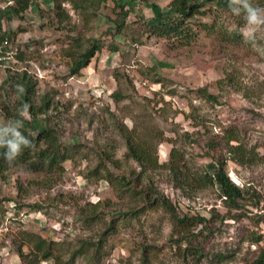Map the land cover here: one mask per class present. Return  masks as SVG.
Wrapping results in <instances>:
<instances>
[{
	"label": "rangeland",
	"instance_id": "1",
	"mask_svg": "<svg viewBox=\"0 0 264 264\" xmlns=\"http://www.w3.org/2000/svg\"><path fill=\"white\" fill-rule=\"evenodd\" d=\"M8 1L0 0V5ZM121 1L129 10L124 37L112 35L114 30L108 21L114 17L111 3L97 12L100 13L97 19L86 15L89 17L86 22L68 0H32L30 8L19 18L0 21L3 33L11 34L17 55L22 53L21 58L16 56L9 63H0V85L6 78V69L27 72L37 84L35 101L40 103L44 96L51 99L48 126L58 131L63 143L80 149L75 162H66L63 173L52 182L45 183L42 179L36 185L35 181L42 177L20 169H12L0 179V264H27L15 254L16 243L23 233L38 234L62 245L77 242L81 237L95 240L97 232L102 231L99 226L85 228L84 220L78 219L87 203H97L98 209L105 213L103 221L141 207L136 197L123 191L113 192L92 175L100 165L95 151L104 148L112 152L115 149V159L121 161L120 172L140 175L143 185L162 193L181 212L234 218L223 221L216 218L210 225L213 234L205 249H231L233 258L225 264H246L264 250V43L261 44L264 24L248 22L241 27L247 40L242 47L201 36L193 47L172 50L169 42L149 39L142 27L161 14L172 15L171 0ZM55 3L60 6L61 18L53 9ZM201 19L207 21L205 17ZM235 28V24L230 26L231 30ZM73 38L80 43L74 52L83 51L97 38L119 49L113 54L104 49L80 75L69 77L70 60L64 50L71 47ZM115 71L126 79L115 81ZM158 78L161 83H153ZM200 88H206L217 102L204 101L193 92ZM116 90L125 96L117 103L110 97ZM4 91L0 89V107ZM169 92L174 94L169 96ZM192 109L198 115V127L184 117ZM43 119L39 118L40 125ZM114 123L135 128L141 137H146L159 163L168 161L171 144L163 140L171 139L176 140L179 150L186 152L189 163L209 171L213 166L205 155L204 141L228 125L241 128L259 161L244 167L227 164L230 179L247 191L241 208H226L216 187L199 190L187 198L174 188L166 170L141 175L137 163L124 160L126 148ZM6 125L0 113V127ZM186 133L197 139L198 145L184 140ZM62 194L69 199L55 200ZM7 199L25 205L21 213L10 209L16 213L12 220L4 216L11 204ZM30 205L41 208L30 211ZM172 228L169 215L160 208L147 209L137 220L130 221L128 227L118 226L117 232L108 237L100 264H142L145 246L151 247L147 251L148 264H185L172 244L176 239L172 237ZM249 232L261 233L262 241L251 244L247 240ZM184 248L181 244V251ZM23 251L28 252L27 246ZM93 254L89 250L75 264H94Z\"/></svg>",
	"mask_w": 264,
	"mask_h": 264
},
{
	"label": "trees",
	"instance_id": "2",
	"mask_svg": "<svg viewBox=\"0 0 264 264\" xmlns=\"http://www.w3.org/2000/svg\"><path fill=\"white\" fill-rule=\"evenodd\" d=\"M68 1L86 22H89V17L86 15L97 19L100 14H97L99 10L104 9L108 3L113 4L114 17L108 18L112 24V30H114L112 35L124 37V30L128 28L126 19L129 10L121 0ZM31 2L32 0H10V4L0 14V21L2 18H19L30 8ZM250 4L264 11V0H250ZM170 7L173 10L172 15L161 14L158 19L146 21L142 27L149 39L156 38L169 42V47L172 50L193 47L201 36L212 38L232 47H242L247 42L240 31L241 27L248 23L247 13L241 4L231 5L230 0H171ZM53 9L56 11L57 17L61 18L60 6L55 3ZM196 17H200V19ZM201 17L207 18V21L202 20ZM67 18L68 15H65V20ZM234 24L237 28L231 30L230 26ZM3 35L10 38L11 34L3 33ZM262 43L264 40H261ZM70 44L71 47L64 50L66 59L70 60L67 73L69 77L80 75L82 70L88 67L92 60L97 59L99 53L104 49L112 54L118 52L119 49L111 42L105 44L100 38L92 39L88 46L80 52H74V48L80 46L77 39L73 38ZM21 55L22 53H19L17 56L21 58ZM5 71L7 72L6 78L0 85V89L5 90L0 113L7 125L4 128L0 127V179H4L5 174L12 169H20L24 173L41 176L39 181H35L36 185L42 179L45 183L52 182L56 175L63 173L66 162H70V164L75 162L80 149L78 146L63 143L58 131L48 126L47 113L52 102L46 96L41 98L40 103L35 101L36 81L25 71L11 72L9 69ZM152 71L155 70L152 69ZM114 78L115 81L126 79L118 71H115ZM160 80L161 78H158L153 83L160 84ZM193 92L199 94V97L204 101L217 102L216 97L210 94L206 88H200ZM172 94L174 92H169V96ZM110 97L115 103L125 98L117 90L113 91ZM194 113L196 112L192 109L184 117L193 122V127H198L199 123L196 120L198 115ZM41 117L44 118L42 125L39 124ZM114 127L124 141L126 148L123 155L124 160L137 163L141 169V175L157 170H166L174 188L184 192L187 198L192 197L193 193L199 190L216 187L226 208H241L240 202L244 200L247 191L230 179L227 164L232 162L244 167L254 165L259 161H257L258 155L255 148L249 147L248 139L245 138L243 130L238 126L228 125L204 141L205 155L210 157L213 166L210 171L203 166L189 163L185 158L186 152L176 147V140H163L171 144V150L168 161L159 163L155 151L152 150V145L149 144L146 137H141L135 128L128 129L125 125L120 126L118 123H114ZM173 132L178 134L177 131ZM185 135L184 140L198 145L197 139L189 137L187 133ZM11 143L18 145V150L15 153L9 147ZM112 150L113 152L104 148L95 151L100 165L92 171V175L97 180L104 181L105 185L113 192L123 191L131 197H136L142 204L141 207L103 221L102 217L104 218L105 213L98 209L97 203H87L86 207L81 209L83 214L80 212L78 219L84 220L83 227L85 228L99 226L98 228L102 231L97 232L95 240L81 237L74 243L73 241L65 242L63 245H67V247L62 248L63 245L59 241H50L31 232L23 233V238L19 242L17 241L15 249V254L21 261L27 264H47V262L75 264L77 258L85 256L89 250H93L94 254L91 260L94 261V264H100L108 237L117 232L118 226L128 227L130 221L137 220L150 208H160L169 215L173 226L172 237L176 236L172 244L179 251L178 254L185 264H202V262L225 264L233 258L234 251L231 249L214 250V247H211L210 250L205 249V244L213 234L210 225L216 218L221 221L234 218L228 217L229 215L219 216L209 213V217H206L200 212L192 215L181 212L162 193L150 185H143L140 175L134 176L130 173L120 172L121 161L115 159V149ZM67 197L68 195L62 194L58 195L55 200H67L69 199ZM7 201L12 203V208L16 213H21L20 209L25 207L15 200L7 199ZM4 202L2 201V203ZM29 208L30 211H38L41 207L30 205ZM249 233L247 240L251 244H259L262 241L261 233ZM181 244L185 245L183 251L180 249ZM24 246L28 248L26 253L23 251ZM150 248L143 247L142 264H148L147 251ZM63 256L68 257L63 258ZM246 264H264V250L261 249L255 259Z\"/></svg>",
	"mask_w": 264,
	"mask_h": 264
},
{
	"label": "clouds",
	"instance_id": "3",
	"mask_svg": "<svg viewBox=\"0 0 264 264\" xmlns=\"http://www.w3.org/2000/svg\"><path fill=\"white\" fill-rule=\"evenodd\" d=\"M7 3L10 4V1H8ZM7 3H4L3 5H5ZM230 4L231 5H235V4H241V5H243V9L247 13V20H248V22L250 24H253V25L264 24V11H262L259 8H256V7L251 6L250 0H230ZM4 10H2V11H4ZM2 11H0V14H1ZM0 29H1V27H0ZM1 31H2V29H1ZM1 36L2 37H7V36L3 35V31L1 33ZM9 147H10V149H11V151L13 153H15L18 150V145L15 144V143H11L9 145Z\"/></svg>",
	"mask_w": 264,
	"mask_h": 264
},
{
	"label": "built area",
	"instance_id": "4",
	"mask_svg": "<svg viewBox=\"0 0 264 264\" xmlns=\"http://www.w3.org/2000/svg\"><path fill=\"white\" fill-rule=\"evenodd\" d=\"M9 3L5 5H0V11L4 10L5 7ZM1 29H0V63L1 62H7L13 60L17 56V48L13 47L11 44V41L8 37H2L1 36ZM13 207L12 203L8 206V210L5 212L4 216H7L8 220H12L14 218V211H10V209ZM14 212V213H13Z\"/></svg>",
	"mask_w": 264,
	"mask_h": 264
}]
</instances>
